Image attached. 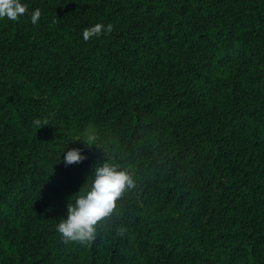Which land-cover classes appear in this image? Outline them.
I'll return each mask as SVG.
<instances>
[{"label": "trees", "instance_id": "1", "mask_svg": "<svg viewBox=\"0 0 264 264\" xmlns=\"http://www.w3.org/2000/svg\"><path fill=\"white\" fill-rule=\"evenodd\" d=\"M23 2L0 20V264H264V0ZM105 161L135 187L66 242Z\"/></svg>", "mask_w": 264, "mask_h": 264}, {"label": "clouds", "instance_id": "2", "mask_svg": "<svg viewBox=\"0 0 264 264\" xmlns=\"http://www.w3.org/2000/svg\"><path fill=\"white\" fill-rule=\"evenodd\" d=\"M28 13V4L23 0H0V20L15 22ZM41 10L35 8L30 13V21L38 24ZM111 24H96L85 28L82 38L85 42L111 33ZM36 125L40 121H35ZM91 147L95 144V136L89 134L84 139ZM65 166L82 163L87 159L83 148L66 149L63 152ZM135 180L128 171H122L115 164L103 162L94 167L91 178L80 191L72 196L67 204L66 216L56 225V231L66 241L88 243L96 239L97 225L109 217L117 208V202L127 191L135 187Z\"/></svg>", "mask_w": 264, "mask_h": 264}]
</instances>
